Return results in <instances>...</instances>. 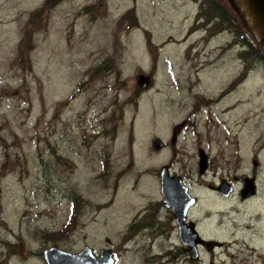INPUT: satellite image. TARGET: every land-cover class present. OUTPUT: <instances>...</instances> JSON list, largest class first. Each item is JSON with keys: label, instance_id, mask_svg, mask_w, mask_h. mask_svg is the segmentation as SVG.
Returning <instances> with one entry per match:
<instances>
[{"label": "rangeland", "instance_id": "obj_1", "mask_svg": "<svg viewBox=\"0 0 264 264\" xmlns=\"http://www.w3.org/2000/svg\"><path fill=\"white\" fill-rule=\"evenodd\" d=\"M45 1L0 0V264H47L49 247L85 246L95 256L109 248L114 264H157L160 239L137 249L121 235L159 198V171L173 156L152 139L168 142L183 120L172 168L219 214V228L205 234L226 246L200 262L171 248L169 264H264V67L233 84L243 39L223 31L208 41L198 29L184 42L192 0ZM222 2L264 54L235 1ZM139 73L152 74L145 90ZM198 148L211 164L204 178ZM253 169L257 193L246 204L237 183L227 198L206 185ZM177 244L172 234L169 247Z\"/></svg>", "mask_w": 264, "mask_h": 264}, {"label": "flooded vegetation", "instance_id": "obj_2", "mask_svg": "<svg viewBox=\"0 0 264 264\" xmlns=\"http://www.w3.org/2000/svg\"><path fill=\"white\" fill-rule=\"evenodd\" d=\"M189 36H191V33L188 34L184 38L183 41L185 42ZM202 37L203 38H201V41L203 42L205 40V37L204 36ZM192 48H193V44H189L185 52L187 58L192 56V53H191ZM233 56L235 57V59L237 58L236 52H234ZM194 67H196V65H194ZM149 74L152 76L151 73ZM229 84H230L229 88H234L233 84H236V82H233V84L232 83H229ZM226 89H227V86H226ZM230 91L231 90H225L224 93L226 94ZM198 99L199 98L195 96L193 99L194 103L199 101ZM186 126H187V120H183L182 122H179L175 124L174 126H172L170 140L164 143V145L168 147L169 146L173 147L172 148L173 156L170 160H168V163L166 166L169 172V177L176 175L180 178L181 184L185 186L188 192L191 194V196L194 197V203L187 208L184 218L180 222V225H179L175 217L172 215L171 210L169 209V206H166L163 203V197L161 194V189H160V184H159V198L154 201H147L141 209L136 210L131 215V217L127 220L126 225L121 235L122 243L126 247L133 246L134 248H137V249H151L154 245H156L157 240L160 239L159 244L162 247L163 251L161 250V253H153L150 256L151 260L157 264H169V250L171 248H174V249L176 248L177 250L181 251L184 254L183 259L185 260L189 259L188 255L184 251L185 247L180 241L179 230H181L186 235H190L192 231L195 230L206 239H217L216 237L206 235L205 233L208 231L212 232L216 230L217 228H219V226L222 223V221H220V219L216 216V215L219 216V214L216 213L215 210H212L210 206H207V205L203 206L199 198L194 194L192 188L187 184L186 176L183 173H180L179 171L176 172L172 168L174 163L177 162L175 161V158L178 152L176 150L177 148H175L176 147L175 145H176V142H178L179 136L183 128H185ZM200 149L203 150L202 148H198V161H199V150ZM210 166L211 164L207 156V165H206L205 170L202 173H200L199 167H198V170H197V173L199 176L198 178H204V176H206L208 170L210 169ZM247 175H252L255 177V180H257L256 169H253L251 173H244L240 178L237 175H233L230 177L220 176L217 179V181L208 182L206 183V185L208 188L214 189L217 192L216 195H219L221 198H227L234 194L236 183L239 184L240 188L238 191H240L241 186L243 185L244 178ZM222 180H224V182L227 183L229 187V192L226 195L223 192H221V190L219 189V186ZM255 196H249V197L242 199L240 196V192H239V198H240L241 204H246L250 202L253 198H255ZM172 234L176 235V240L178 244L174 247L173 246L169 247V237L172 236ZM223 246H226L225 242H223V244L221 245V247ZM221 247L208 248L205 245L203 246L199 245L200 259L198 260V262L201 261V256L203 255H210L211 257L214 256L215 249H220ZM158 255L160 259H156ZM242 262L243 260L241 261L239 260V262L236 264H243ZM209 264H214V263L211 262Z\"/></svg>", "mask_w": 264, "mask_h": 264}, {"label": "water", "instance_id": "obj_3", "mask_svg": "<svg viewBox=\"0 0 264 264\" xmlns=\"http://www.w3.org/2000/svg\"><path fill=\"white\" fill-rule=\"evenodd\" d=\"M151 82V75L140 73L136 77V84L140 89L149 86ZM151 146L153 150L157 151L163 146V141L155 137L152 139ZM254 166L257 161H252ZM207 165V155L203 150H199L198 167L199 172L202 173ZM178 176L169 177L167 166H162L160 169V189L163 197V203L169 206L172 215L180 225L183 220L187 208L194 203V197L188 192L187 188L180 182ZM221 192L225 195L229 192L228 184L221 181L219 186ZM256 193V183L254 177H245L242 189L240 191L241 198H246ZM179 237L181 243L185 246V253L191 261L199 259V245H205L208 248L215 246L220 247L222 242L215 239H205L197 231L193 230L190 235L184 234L179 230ZM109 242V239H106ZM43 257L47 264H114L115 260L109 248H102L100 254L95 256L90 247L85 246L77 253L67 252L56 247H50L43 251Z\"/></svg>", "mask_w": 264, "mask_h": 264}, {"label": "trees", "instance_id": "obj_4", "mask_svg": "<svg viewBox=\"0 0 264 264\" xmlns=\"http://www.w3.org/2000/svg\"><path fill=\"white\" fill-rule=\"evenodd\" d=\"M49 0H46L47 3ZM197 2V10L192 20V23L187 28V34H190L198 29L205 30L206 39L212 38L218 33L223 31H231L238 36L237 40L243 39L244 46L242 51H239L237 55L245 63L243 71L237 76L234 82H240L243 76H246L247 72L254 68V66L260 64L264 67V54L257 48L260 42H254L253 44L246 41L243 37V33L240 29L239 17L231 12H228L225 7V3L222 0H192ZM231 6V5H230ZM40 9V8H39ZM39 9L35 10L37 12ZM133 11V10H130ZM149 35V33H148ZM205 37V36H204ZM149 43L150 38L147 40ZM236 40L234 41V43ZM264 47V44H263Z\"/></svg>", "mask_w": 264, "mask_h": 264}, {"label": "bare ground", "instance_id": "obj_5", "mask_svg": "<svg viewBox=\"0 0 264 264\" xmlns=\"http://www.w3.org/2000/svg\"><path fill=\"white\" fill-rule=\"evenodd\" d=\"M234 1L238 5L242 15L244 16L247 24L249 25L250 29L255 34V36L258 39L264 38V0H234ZM194 4L197 6V2H194ZM145 89L146 88L140 90H145ZM247 177H254V176L247 175Z\"/></svg>", "mask_w": 264, "mask_h": 264}]
</instances>
